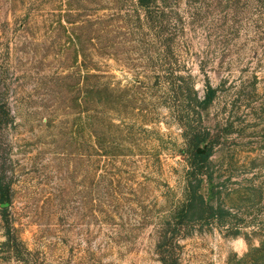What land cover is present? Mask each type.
Wrapping results in <instances>:
<instances>
[{
    "label": "rangeland",
    "instance_id": "rangeland-1",
    "mask_svg": "<svg viewBox=\"0 0 264 264\" xmlns=\"http://www.w3.org/2000/svg\"><path fill=\"white\" fill-rule=\"evenodd\" d=\"M188 84L199 117L174 94ZM0 173L29 264H264V0H0ZM187 119L208 133L182 213ZM0 264H25L2 248ZM7 208V207H6Z\"/></svg>",
    "mask_w": 264,
    "mask_h": 264
},
{
    "label": "trees",
    "instance_id": "trees-1",
    "mask_svg": "<svg viewBox=\"0 0 264 264\" xmlns=\"http://www.w3.org/2000/svg\"><path fill=\"white\" fill-rule=\"evenodd\" d=\"M138 5L142 8L149 9L150 3L153 0H137ZM174 94L178 92L183 93V102L187 105L190 112L196 113L199 117V111L201 107L208 104L215 96V91L208 86L205 97L200 100L197 93L188 84L185 86L172 84ZM184 125L186 126V142H185V158L189 163V168L187 169V181H186V191L184 196V202L181 206L182 213L185 216L193 214L196 209H199L201 213L210 212L212 217L217 215L212 204H206L204 197L200 194L199 189L202 183L203 177L209 173V159L212 155V147L206 142L208 133L203 132V130H196L194 126L189 123L187 119ZM14 116L12 110L8 107L6 99L0 96V128L6 127L12 124ZM12 188L7 180L6 174L4 172L0 173V206H5L2 209L3 222L6 227L5 231V242L2 243V248L6 249V252L15 258L17 261L29 264V260L24 254V249L21 242L18 241L16 236L11 230L10 223L7 216V210L11 203ZM7 207V208H6ZM166 226L170 229L171 224L168 223ZM166 230L162 234L161 242L159 245L160 251V261L161 264H178V260L175 254V244L168 241L169 231H175V227L171 230Z\"/></svg>",
    "mask_w": 264,
    "mask_h": 264
}]
</instances>
